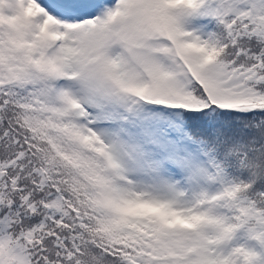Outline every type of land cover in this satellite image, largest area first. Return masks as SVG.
<instances>
[{
  "label": "rangeland",
  "instance_id": "1",
  "mask_svg": "<svg viewBox=\"0 0 264 264\" xmlns=\"http://www.w3.org/2000/svg\"><path fill=\"white\" fill-rule=\"evenodd\" d=\"M122 1L110 30L113 18L104 30L59 31L55 62L32 63L31 73L13 85L21 87L28 75L37 84H42L37 74L48 78L34 97H41L45 114L63 122L103 160L107 211L148 255L145 264H264L263 231L254 228L259 243L250 236L235 238L224 208L214 202L229 198L233 189L222 187L192 143L178 133L176 140L170 136L160 112L264 108L255 75L257 67L264 72V50L256 63L238 62L227 70L209 54L206 21L192 12L212 0ZM237 3L231 0L230 8ZM23 4L28 10L29 0ZM244 7L239 3L242 17L264 33V7L253 14ZM252 57L250 51L247 58ZM13 64L0 70V85L12 82L5 77ZM14 65L17 73L24 62ZM2 90L10 97L8 88ZM171 128L177 131L176 124ZM256 220L259 226L257 215ZM25 262L19 258L18 264Z\"/></svg>",
  "mask_w": 264,
  "mask_h": 264
},
{
  "label": "trees",
  "instance_id": "2",
  "mask_svg": "<svg viewBox=\"0 0 264 264\" xmlns=\"http://www.w3.org/2000/svg\"><path fill=\"white\" fill-rule=\"evenodd\" d=\"M262 2L238 0L230 8L231 0H212L192 11L206 21V43L217 64L231 70L238 62L250 66L262 57L264 33L243 18L242 12L246 13L239 8L245 3L244 9L253 14L261 11ZM1 48L4 72L14 61ZM250 51L254 57L248 59ZM11 69L15 66L5 77L11 83L26 74ZM262 70L257 67L255 75L264 91ZM1 83L0 264H18L19 258L25 264H145L148 255L138 250L107 211L101 193L109 179L99 154L63 122L39 114L32 98L26 97L27 89ZM2 88H8L10 97H4ZM169 111L160 112L170 136L173 133L176 140L178 133L192 143L208 158L222 187L233 189L229 198L214 202L224 208L235 238L261 240L254 228L264 234V108ZM240 209L253 214L241 215Z\"/></svg>",
  "mask_w": 264,
  "mask_h": 264
}]
</instances>
